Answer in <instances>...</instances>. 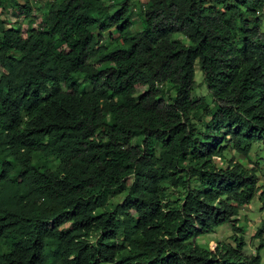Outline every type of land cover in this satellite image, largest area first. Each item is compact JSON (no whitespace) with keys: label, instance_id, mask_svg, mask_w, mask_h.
<instances>
[{"label":"trees","instance_id":"trees-1","mask_svg":"<svg viewBox=\"0 0 264 264\" xmlns=\"http://www.w3.org/2000/svg\"><path fill=\"white\" fill-rule=\"evenodd\" d=\"M7 6L27 24L0 18V264H260L237 221L264 203V0Z\"/></svg>","mask_w":264,"mask_h":264},{"label":"rangeland","instance_id":"rangeland-1","mask_svg":"<svg viewBox=\"0 0 264 264\" xmlns=\"http://www.w3.org/2000/svg\"><path fill=\"white\" fill-rule=\"evenodd\" d=\"M34 1V7H37L38 5H43L46 0H32ZM138 2H143L145 0H137ZM42 10V9H41ZM40 11L35 10V8L32 10V14L39 15L41 13ZM0 18L6 19L8 22L6 25H13L16 21L20 22L25 26L27 24V19L18 16L13 9L10 7H6V11H0ZM39 18L36 17V20L34 23H32V27L36 26V23L38 22ZM139 28V23L136 21L133 25V30ZM202 74L200 73L197 65H194V80H195V88L191 92L192 97H198V96H204L209 104L210 98L208 95V92L205 88V84L202 80ZM144 88H140V91ZM223 155L225 158H232V160L242 163L243 165L247 164V158H244L242 155L235 153L232 151L229 147H226ZM248 157L251 162H255L258 169V177H257V184L260 187L264 188V148L261 143H256L251 146V149L248 153ZM218 161V160H216ZM219 163V162H217ZM117 200V198H116ZM239 214H238V221L237 224L243 228L242 230V236L245 241V246L243 253L246 255H251L254 253L255 247L257 245V238L253 237V234L255 233L257 227H262L264 229V203L258 200V197H254L252 201L247 204L243 205L239 208ZM231 231L229 229V226L227 224H221L214 228L213 232H210L208 234H205L203 237L196 238V241L200 243H205L209 249H213L217 242H230L229 239ZM261 260L260 264H264V248L260 249L259 251Z\"/></svg>","mask_w":264,"mask_h":264}]
</instances>
